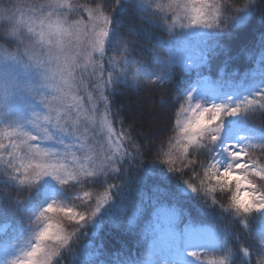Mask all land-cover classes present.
<instances>
[{
    "label": "snow or ice",
    "instance_id": "1",
    "mask_svg": "<svg viewBox=\"0 0 264 264\" xmlns=\"http://www.w3.org/2000/svg\"><path fill=\"white\" fill-rule=\"evenodd\" d=\"M250 17L260 40L240 51L261 79L245 87L247 74L227 71L236 57L226 41ZM152 29L168 33L155 41L167 58L143 51ZM0 45V213L23 228L0 240L3 264H264V161L254 155L264 124L252 119L264 112V0H0ZM125 87L165 92L157 124L175 117L177 134L126 125L112 106ZM229 122L238 134L222 147ZM46 178L67 199L34 207L55 191ZM126 204L125 230L141 234L146 259L113 258L93 238ZM195 212L216 225L193 227Z\"/></svg>",
    "mask_w": 264,
    "mask_h": 264
},
{
    "label": "trees",
    "instance_id": "2",
    "mask_svg": "<svg viewBox=\"0 0 264 264\" xmlns=\"http://www.w3.org/2000/svg\"><path fill=\"white\" fill-rule=\"evenodd\" d=\"M15 2V0H14ZM31 2V0H29ZM42 2V0H38ZM81 2H86V0H81ZM244 0H234L237 5H242ZM262 29V22L257 17L255 19L249 18V20L235 30V35L226 41L227 45L232 48L233 55L236 59L231 63L230 67L227 69L229 72H237L241 75L247 74V79L244 81V86H251L254 83L259 82L261 76L259 74V69L257 65L249 59L248 55L241 53V48L248 46L253 48L258 45L260 40V34ZM152 42L149 44L148 48L143 49L148 55L151 54L149 49L158 53L162 58H167V50L155 46V41L163 39H168V33L166 31H161L157 29H152ZM4 46L0 45V53H4ZM223 68V63L219 58H214L211 62L210 68L207 74L215 80L219 77L220 70ZM255 73V75H253ZM239 79V77H238ZM167 88V85L164 86ZM161 95H165V92L160 90H148L125 87L120 92H118L114 97H112L113 109L120 110V118L125 121V124H132L136 127V131L141 134H148L150 132L158 131L160 133H165V138L175 136L178 129L175 126V117L172 118L171 126L162 128L157 124L159 119V111L157 108L159 98ZM253 122L257 125L264 124V112H256L252 117ZM119 127V125H117ZM228 130L225 131L224 140L221 141V146L224 144L233 143L236 135L238 134L237 128L229 122L227 125ZM226 155V154H225ZM254 155L257 158L264 161V153L256 152ZM145 161L147 164L152 165L151 170L159 172L162 165H153V155L146 156ZM187 179L188 177H184ZM177 181L173 180V184ZM102 191V189H100ZM55 196L57 199L66 200L67 196L63 194L62 190L59 188L55 190ZM222 196V194H221ZM49 198V197H48ZM48 198L41 197L40 201L36 202V206H41L43 203L48 201ZM221 203H226L223 199L218 196ZM115 211V210H114ZM124 215L121 217L119 212H116L115 217L112 221L107 222L101 226L99 229H94L95 237L97 243H102L106 247L110 256L115 258L117 254H122L127 251H131L133 255H139L141 258H147L148 248L145 240L142 238L141 234L138 232H128L125 230V224L127 218L130 217L134 211L131 204H126L124 206ZM187 221H185L186 223ZM191 222L193 227H207L212 228L216 225V217L210 212L200 213L195 212L191 217ZM26 223V221H24ZM0 225H6V232L0 235V240H5L8 238H18L23 228L18 221V219L12 214L0 213ZM184 224L180 225L183 228ZM91 236V233H90ZM89 243V237L82 239V244ZM126 246V247H125ZM2 248H0L1 250ZM88 252L93 251V249L88 248ZM84 258V257H77ZM216 256L214 254H209L204 259H214ZM72 257H69L65 264H71Z\"/></svg>",
    "mask_w": 264,
    "mask_h": 264
},
{
    "label": "rangeland",
    "instance_id": "3",
    "mask_svg": "<svg viewBox=\"0 0 264 264\" xmlns=\"http://www.w3.org/2000/svg\"><path fill=\"white\" fill-rule=\"evenodd\" d=\"M86 19L87 18L85 17V20ZM3 55H4L3 53H0V56H3ZM13 70L14 69H9V68H5L4 69V72H5V77L4 78H5V80L8 79V73L10 71H13ZM26 71H28V70L21 69L22 78H24V79L27 78L26 75H24L26 73ZM32 71H33V77L34 78H38V73H36L35 70H32ZM129 71H131V69ZM45 91L46 92H52V89L51 88H48V89H45ZM29 100H30V98L25 97L23 100L17 101L15 107H17V108H23L25 106L26 102H29ZM227 130H228V128L226 126V130L225 131H227ZM225 135L226 134L224 133V136H223L224 138L227 137V136L225 137ZM224 138H223V140H224ZM44 183H45V185L47 186V188L49 190H51V189L57 190L59 188V186L56 184V182L54 180H52L51 178H46L45 181H44ZM53 196L56 198L55 191L54 192H51V196L49 198H51ZM47 202L48 201H46L45 203H43L41 206H45ZM6 229H7V226L6 225H3V226L0 225V235L3 234L4 232H6ZM3 260H4V253H3V250L1 249L0 250V264H3Z\"/></svg>",
    "mask_w": 264,
    "mask_h": 264
}]
</instances>
